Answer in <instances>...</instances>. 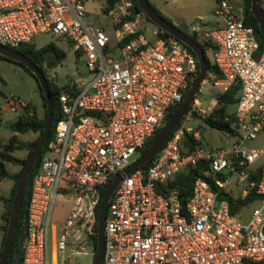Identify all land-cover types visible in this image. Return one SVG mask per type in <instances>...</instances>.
<instances>
[{
	"label": "built area",
	"instance_id": "1",
	"mask_svg": "<svg viewBox=\"0 0 264 264\" xmlns=\"http://www.w3.org/2000/svg\"><path fill=\"white\" fill-rule=\"evenodd\" d=\"M86 0H0V45L14 49L42 35L68 42L82 59L86 78L66 80L57 100L60 118L33 175L26 210L21 264H51L57 254L96 235L100 192L133 162L166 123L197 77L196 57L149 22L134 0H117L107 25L85 22ZM220 20L207 33L221 92L238 87L234 111L224 117L237 135L227 147L209 148L187 122L208 114L194 99L180 126L145 169L123 175L107 206L101 264H258L264 262V52L245 25L248 0H211ZM52 76V83L58 84ZM59 85V84H58ZM12 112L23 108L12 98ZM199 142L181 144L185 135ZM229 137L227 134H225ZM230 138V137H229ZM201 176L181 203L161 191L188 167ZM257 181H250V177ZM254 192L260 205L243 219L228 196ZM69 203L52 220L57 199Z\"/></svg>",
	"mask_w": 264,
	"mask_h": 264
},
{
	"label": "rangeland",
	"instance_id": "2",
	"mask_svg": "<svg viewBox=\"0 0 264 264\" xmlns=\"http://www.w3.org/2000/svg\"><path fill=\"white\" fill-rule=\"evenodd\" d=\"M148 2L167 20L170 21L176 28L181 30L187 35L200 32L208 33L212 30L215 23H220V20L213 16L212 9L215 7V3L211 0H148ZM104 0H86V18L85 22L88 24L107 25L108 18L103 13ZM264 9V4H262ZM146 32H144L147 38L150 37V29L153 28V24L149 22V26ZM198 40V39H197ZM48 43H54V45L64 52V59L53 69L47 70L48 80L53 78L60 86L66 83V80L71 77L74 79L86 78L87 70L81 58L74 52L72 46L59 39H54L48 35H42L37 37L33 45L36 49H40ZM47 62L43 63V68L46 67ZM221 94L219 88L214 87L207 74L206 80L199 86V90L195 97L200 103V108L207 114L211 113L215 107V97ZM194 97V99H195ZM5 98L10 101L13 99L18 100L20 103H30L39 114L43 116L42 99L39 96L35 81L17 64L0 59V150L3 144L8 139L16 135L17 138L25 143L33 142L37 134L36 133H14L9 130V124L23 114V110H17L12 112ZM235 109L234 105L227 107V112L231 114ZM208 114V115H209ZM207 117V116H206ZM187 126H191L194 130L198 131L201 136V142L203 145L209 148L215 147H227L231 144L232 139L227 137L223 132L214 130L208 127L200 116L191 119L187 122ZM247 147L261 148L264 146V136H259L257 140L251 143H245ZM14 157L23 160L27 156V151L19 150L11 153ZM138 158V155H134L130 162ZM6 168L9 173L15 174L19 172L20 166H15L6 163ZM12 181L4 180L0 182V196L4 199L8 198L12 188ZM260 205L259 202H252L247 204L242 210L243 219H247L250 212ZM69 203L57 199L56 205L53 210L52 220H59L63 214L67 211ZM4 211L3 201H0V227L4 224L2 214ZM2 233L0 231V245H1ZM54 250L53 245V232H49L48 236V251L51 257V264L53 262L52 254ZM92 246L89 247L80 245L79 247L73 246L72 249L67 247L64 253L57 254L56 264H91L93 260Z\"/></svg>",
	"mask_w": 264,
	"mask_h": 264
},
{
	"label": "trees",
	"instance_id": "3",
	"mask_svg": "<svg viewBox=\"0 0 264 264\" xmlns=\"http://www.w3.org/2000/svg\"><path fill=\"white\" fill-rule=\"evenodd\" d=\"M117 0H104V7H103V13L106 14L115 4ZM135 1V0H134ZM250 2L251 0L247 1L246 4V9H245V25L252 28L253 33L255 35V38L258 42L259 45V52H264V37L261 36L258 25L256 20L254 19L253 15L250 12ZM136 4V2H135ZM264 4V2L261 3ZM151 5V4H150ZM136 7L138 10L139 7L136 4ZM151 7L166 21L170 22L167 20L165 17H163L152 5ZM145 19L149 22V20L145 17ZM215 26V25H214ZM213 26V28H214ZM212 28V29H213ZM207 33H204V35L200 32L193 33L192 35H188L191 37L194 41H196L200 47L202 48L206 61H207V74L209 75V78L211 82L213 83L215 80L221 78L220 72L217 70L216 66L213 64L212 60V55L216 50V47L213 43H211L208 38H207ZM165 36H168V34H165ZM198 39V40H197ZM187 48V47H186ZM188 49V48H187ZM14 50L18 51L19 53L23 54L26 56L30 61L37 66L44 77L46 78L48 82V87H49V92L53 100L54 108H53V116H52V124H51V130L48 136V139L41 151V154L39 156V159L42 158L43 154L46 151L48 142L53 136L54 133V128L57 123V121L60 118V114L58 111V106H57V100L58 97L66 92L65 87L66 86H60L58 84L52 83L50 80H48L47 76V70H51L54 67H56L65 57V54L63 51L58 49L54 43H48L45 46L41 47L40 49H36L32 43L29 44H23L20 45ZM189 50V49H188ZM191 52V50H189ZM192 53V52H191ZM193 54V53H192ZM194 55V54H193ZM78 56V55H77ZM195 56V55H194ZM0 59H5L8 61H11L18 66H20L24 72H26L33 80L35 81L39 96L42 99V107H43V116L40 117L39 114L36 112L35 108L30 104V103H25L23 105V114L20 115L17 119L12 121L9 124V130L14 132V133H36L37 137L33 142L25 143L20 141L16 135L11 136L8 141L2 145L1 150H0V182L4 180H9L12 181L13 185L11 188V192L8 198L4 199L0 196V201H3V206H4V211L2 214V219L4 221V224L0 227V231L2 233V239H1V245H0V253L2 249V244L5 236V231L7 227V221H8V216L12 204V200L14 197V192H15V187L18 181V178L27 163L35 145L40 139V136L43 132V126H44V120L46 116V103L43 97V93L32 75V73L26 69L23 65L16 63L12 60L6 59L5 57L0 56ZM47 62L48 65H46L45 68H43V63ZM197 75H198V63H197ZM195 80V79H194ZM192 83H190L191 85ZM190 85L186 89V92L184 96L186 95ZM239 89L238 87H231L226 91L221 92V94L217 95L215 97V107L212 110V112L203 119V122L210 128L214 130H218L223 132L224 134H227L230 138H234L237 135V132L235 130V127L231 124V122H225L224 117L229 115V112H227V107L229 105H234L237 101V96H238ZM196 99V97H195ZM178 105L171 108L167 118H166V123L171 119L173 114L175 113ZM164 125V126H165ZM163 126V127H164ZM180 126V125H179ZM160 128L154 132V134L148 139L144 147L142 148L140 155L145 152V150L148 148V146L151 144V142L157 137V135L161 132L163 129ZM181 144L184 148L188 149H193V147L196 144H199V142L193 140V138L190 135H185L182 138ZM19 150H25L27 151V156L25 159L20 160L16 157H14L11 153L14 151H19ZM151 160L143 165L140 166L141 169H145ZM6 163L15 165V166H20L19 172L15 174H11L8 172L6 168ZM37 171V168H33L28 176V180L25 186L24 190V196L22 199L18 219H17V224L15 228V233L11 245V250L9 253L8 257V263L7 264H21V255H22V245H23V238H24V228H25V220H26V210H27V204H28V199H29V194H30V186H31V181L33 178V175ZM201 176V167L200 166H195V167H188L185 171L179 173L175 180L172 182L168 183L167 186L161 189L163 193L166 195L169 194L171 190H175L176 194L181 201V203L185 202V199L189 196L190 191H191V186L192 182L195 180V178ZM250 181H257V177H250ZM107 186H105L101 192H100V200L103 197L105 190ZM229 203L231 206V213L232 214H237V212L241 209L244 208L247 204L252 203L256 199V195L254 192H251L248 194V196L240 200L238 198L234 199L228 196ZM96 235L91 237L90 239V244L92 246L93 253H95L96 249ZM258 264H264V262L258 263Z\"/></svg>",
	"mask_w": 264,
	"mask_h": 264
},
{
	"label": "water",
	"instance_id": "4",
	"mask_svg": "<svg viewBox=\"0 0 264 264\" xmlns=\"http://www.w3.org/2000/svg\"><path fill=\"white\" fill-rule=\"evenodd\" d=\"M140 11L143 15L158 29L163 30L168 35L174 37L176 40L181 42L185 47H187L195 55L198 63V75L196 79L190 85L186 95L178 105L175 113L167 124L163 127L161 132L157 137L151 142L148 148L143 154H141L137 159H135L122 174L117 175L108 185L105 190L103 197L100 200L98 211H97V223H96V249L93 256L91 264H101L104 252V222L107 211L108 203L111 196L122 179L123 175H129L134 170L147 164L163 147L166 141L170 138L172 133L178 127L182 121L184 115L187 113L189 107L194 101V97L199 90V86L206 80L207 76V61L204 52L200 45L194 41L187 34L176 28L172 23L163 19L150 5L148 0H135ZM264 0H251L250 2V12L257 22L259 32L262 37H264V9L261 7V3ZM0 56L6 59L12 60L16 63L23 65L28 69L34 78L36 79L46 103V116L44 120L43 132L40 136L39 141L35 145L27 163L25 164L15 187L14 197L12 200L7 227L5 231V236L2 244V249L0 253V264H7L8 257L11 250V245L15 233V228L17 224V219L24 196L25 186L28 180V176L33 168H37L39 162V156L41 151L48 139L53 116V100L49 92L48 82L41 70L35 66L30 59H28L23 54L19 53L14 49H10L0 45ZM196 118V115H193Z\"/></svg>",
	"mask_w": 264,
	"mask_h": 264
},
{
	"label": "flooded vegetation",
	"instance_id": "5",
	"mask_svg": "<svg viewBox=\"0 0 264 264\" xmlns=\"http://www.w3.org/2000/svg\"><path fill=\"white\" fill-rule=\"evenodd\" d=\"M140 156V155H139Z\"/></svg>",
	"mask_w": 264,
	"mask_h": 264
}]
</instances>
